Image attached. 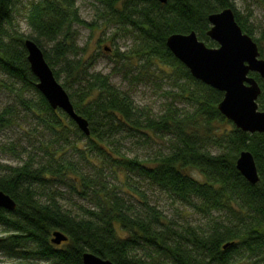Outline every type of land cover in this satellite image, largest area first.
Instances as JSON below:
<instances>
[{
  "label": "trees",
  "instance_id": "trees-1",
  "mask_svg": "<svg viewBox=\"0 0 264 264\" xmlns=\"http://www.w3.org/2000/svg\"><path fill=\"white\" fill-rule=\"evenodd\" d=\"M16 1L0 0V73L16 89L14 102L0 110V133L18 126L29 135L20 121L30 119L32 130L46 136L38 152L3 143L6 151L22 148L26 157L18 165L0 163V190L16 202L12 211L0 208V252L55 264H84L87 250L116 264H264V133L237 128L218 109L223 92L195 79L166 45L173 33L195 31L216 46L207 35L208 17L226 7L257 42L261 57L264 32L252 36L248 16L233 0H98L105 24L133 41L127 51L113 49L111 74H103L91 71L96 55L86 57L79 46L78 26L93 24L78 15L75 0H34L27 19L35 36L9 30ZM27 38L43 50L55 78H62L74 109L88 120L89 135L37 89ZM114 74H122L130 88L151 76L166 80L170 99L154 115L112 81ZM251 75L261 85L257 103L264 110V80ZM225 123L231 126L220 130ZM126 137L141 146L162 142L145 157L128 156L120 147ZM243 150L256 163L254 184L236 166ZM106 169L117 183L107 180ZM143 185L211 220L206 226L177 222ZM62 188L92 205L65 208ZM56 230L68 240L52 243Z\"/></svg>",
  "mask_w": 264,
  "mask_h": 264
},
{
  "label": "water",
  "instance_id": "water-1",
  "mask_svg": "<svg viewBox=\"0 0 264 264\" xmlns=\"http://www.w3.org/2000/svg\"><path fill=\"white\" fill-rule=\"evenodd\" d=\"M208 20L210 28L207 35L217 46H208L195 31L173 33L167 37L166 45L195 79L223 92L218 109L237 128L250 133H264V110L259 109L257 103L262 88L255 76L251 75L257 73L264 80V58L258 44L243 31L231 7L210 14ZM24 45L30 70L38 80L37 89L52 108L62 109L89 135L88 120L74 109L67 91L46 61L43 50L31 38L25 39ZM236 166L249 182L254 184L259 180L256 163L249 150L240 152ZM0 208L8 211L16 208L14 199L2 190ZM67 240L68 236L61 230L52 233L51 241L56 245ZM82 261L84 264H116L88 250L83 252Z\"/></svg>",
  "mask_w": 264,
  "mask_h": 264
},
{
  "label": "rangeland",
  "instance_id": "rangeland-1",
  "mask_svg": "<svg viewBox=\"0 0 264 264\" xmlns=\"http://www.w3.org/2000/svg\"><path fill=\"white\" fill-rule=\"evenodd\" d=\"M34 0H17L15 3V8L13 12V17L11 24L8 26L9 30L12 32L16 31L26 36H35L34 30L28 24V9ZM236 10L243 16H248V23L253 28L252 36L258 39L262 36L264 32V0H233ZM75 7L77 9L78 15L93 24L92 27L78 26L79 37L78 43L80 47H84L85 56L89 57L91 55L95 56L94 66L91 71L101 72L103 74H111V68L114 62L113 49L118 47L121 51H127L133 45L132 38L127 37L126 33L117 32V27L114 24H105L104 19V9L98 0H75ZM124 34V35H123ZM211 39V38H210ZM212 40V39H211ZM206 44L209 42L202 40ZM214 41V40H213ZM257 43V42H256ZM264 46V40H261ZM217 44V43H216ZM43 45L49 47L51 43L47 40H43ZM218 45V44H217ZM216 45V46H217ZM109 46V49H107ZM215 47V45H214ZM112 48V49H111ZM260 51V50H259ZM261 54V53H260ZM264 58V57H262ZM133 68V67H132ZM138 69H136L135 72ZM158 72L156 71V74ZM111 79L114 83L121 86L122 88L130 89L134 94L135 103L140 107H145L147 111H152L154 115H158L163 109L165 102H167L170 97L167 91L170 89L166 80H162L159 77L143 78L138 82H133L131 88L128 82L123 77V75H112ZM62 83V78L59 79ZM12 81L7 80L5 76L0 73V110L4 108L5 105L13 103L15 100L16 89L13 88ZM22 126L28 130L29 135H25L23 130L18 126L7 129L0 133V163L9 165H18L22 162V159L26 157L25 153L21 148V151L12 152L3 149V143L12 142L16 146H26L27 151L38 152L39 145L42 140H44V135L39 133L40 129H34L33 122L28 120L20 121ZM230 127V124H220V130L223 127ZM31 131V132H30ZM124 135L126 133H123ZM121 137V136H120ZM136 138V137H135ZM124 138L121 140L120 147L122 151L128 156H142L148 155V151L151 147H157L162 140L156 139L157 143L144 144L141 146L137 142V138ZM141 142V141H140ZM144 142V141H143ZM17 150V149H16ZM105 177L108 181L113 184L117 183L118 177L116 175H110V170H105ZM141 185V184H140ZM142 189L146 188L150 199L153 203L159 206L161 210L165 212L169 217L174 218L177 222L184 224L186 222L206 226L211 217H203L201 214L193 211L189 206H186L174 199L170 198L167 194L154 189L147 188L143 185ZM60 203L67 209L78 210L79 206H91L92 204L86 200L79 198L76 195L69 194L66 189H61ZM75 213V212H74ZM217 213L214 215L217 218ZM3 227L0 225V236L5 235L2 231ZM0 264H55L53 261L44 260H24L15 259L6 256L0 252ZM232 264H237L233 262Z\"/></svg>",
  "mask_w": 264,
  "mask_h": 264
},
{
  "label": "bare ground",
  "instance_id": "bare-ground-1",
  "mask_svg": "<svg viewBox=\"0 0 264 264\" xmlns=\"http://www.w3.org/2000/svg\"><path fill=\"white\" fill-rule=\"evenodd\" d=\"M254 158V157H253Z\"/></svg>",
  "mask_w": 264,
  "mask_h": 264
}]
</instances>
